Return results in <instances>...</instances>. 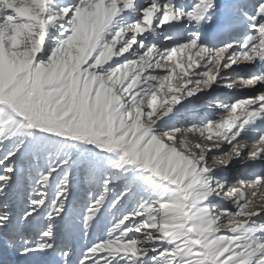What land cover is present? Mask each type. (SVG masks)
I'll return each mask as SVG.
<instances>
[{"label":"snow or ice","instance_id":"6c2138e0","mask_svg":"<svg viewBox=\"0 0 264 264\" xmlns=\"http://www.w3.org/2000/svg\"><path fill=\"white\" fill-rule=\"evenodd\" d=\"M0 264H264V0H0Z\"/></svg>","mask_w":264,"mask_h":264},{"label":"rangeland","instance_id":"374dc122","mask_svg":"<svg viewBox=\"0 0 264 264\" xmlns=\"http://www.w3.org/2000/svg\"><path fill=\"white\" fill-rule=\"evenodd\" d=\"M240 93H232V95H239ZM248 191H251V190H248Z\"/></svg>","mask_w":264,"mask_h":264}]
</instances>
